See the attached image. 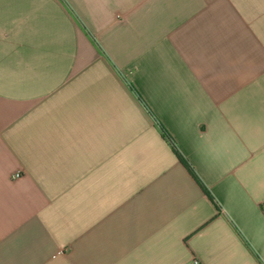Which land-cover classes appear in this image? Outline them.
<instances>
[{"label": "crops", "instance_id": "1", "mask_svg": "<svg viewBox=\"0 0 264 264\" xmlns=\"http://www.w3.org/2000/svg\"><path fill=\"white\" fill-rule=\"evenodd\" d=\"M193 257L264 264V0H0V264Z\"/></svg>", "mask_w": 264, "mask_h": 264}, {"label": "trees", "instance_id": "2", "mask_svg": "<svg viewBox=\"0 0 264 264\" xmlns=\"http://www.w3.org/2000/svg\"><path fill=\"white\" fill-rule=\"evenodd\" d=\"M131 88L133 89V87L131 86ZM139 97V96H138ZM139 99L142 101L141 97H139ZM156 124L162 134V136L164 137V139L169 143L170 147L172 148L174 154L176 155V157L178 158V160L182 163V165L188 170V172L193 176V178L199 183V185L201 186L202 190L204 191V193L211 199L214 200L211 193L208 191V189L206 188V186L202 183V181L199 179V177L197 176V174L195 173L194 169L192 168L191 164L189 163V161L181 154V152L179 151L178 147L175 144L174 139L172 138V136L168 133V131L166 130V128L156 120Z\"/></svg>", "mask_w": 264, "mask_h": 264}, {"label": "built area", "instance_id": "3", "mask_svg": "<svg viewBox=\"0 0 264 264\" xmlns=\"http://www.w3.org/2000/svg\"><path fill=\"white\" fill-rule=\"evenodd\" d=\"M21 174L18 172L16 175H15V177L17 178V177H19ZM63 254H65L64 252H63ZM180 264H202V262L198 259V258H196V257H193L189 262H182V263H180Z\"/></svg>", "mask_w": 264, "mask_h": 264}]
</instances>
